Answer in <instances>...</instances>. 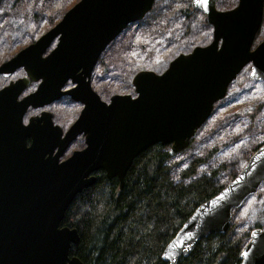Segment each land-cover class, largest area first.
<instances>
[{
	"label": "water",
	"instance_id": "1",
	"mask_svg": "<svg viewBox=\"0 0 264 264\" xmlns=\"http://www.w3.org/2000/svg\"><path fill=\"white\" fill-rule=\"evenodd\" d=\"M154 3L80 0L0 65V78L25 73L0 89V264H84L71 256L80 242L77 230L61 224L75 198L97 183L94 174L117 179L122 190L134 160L150 148L167 147L172 157L188 150L247 66L251 81L264 82V40L257 42L264 0H238L224 11L218 0H191L212 29L210 43L179 54L161 74L137 72L134 95L103 101L92 86L99 60ZM31 84H38L36 90L24 95ZM65 97L82 105L65 135L48 111L24 123L30 109ZM79 137L84 148L64 158ZM263 185L264 144L218 195L193 212L166 246L163 261L178 264L199 241L227 234L233 212ZM241 264H264V229L251 233Z\"/></svg>",
	"mask_w": 264,
	"mask_h": 264
},
{
	"label": "trees",
	"instance_id": "2",
	"mask_svg": "<svg viewBox=\"0 0 264 264\" xmlns=\"http://www.w3.org/2000/svg\"><path fill=\"white\" fill-rule=\"evenodd\" d=\"M162 1L155 0L152 11L146 17L149 23H155L156 15H159L160 8L162 10L163 7ZM187 1L188 5L183 10L186 22L191 20V14L194 13L191 0ZM222 3V0H218L219 9L226 7ZM203 26L208 38L200 44L208 42L211 35V28L205 22ZM131 28L132 26L121 38ZM263 31L264 18L258 36ZM147 36L149 40L156 39V36ZM190 44H193L190 48H194L195 43ZM184 51L188 50H177V54ZM103 56L95 69L96 78L107 74L111 69L109 64H105ZM134 73L132 69L125 77L124 82H127L129 88ZM115 74L114 71L111 76ZM263 108L264 103L245 106L235 116L247 119L248 122L261 123V120L264 121ZM244 138L245 136L228 138L232 144H244L237 155L229 160H222L206 173H200V168L218 150L216 146L211 153L194 159L180 173L179 181L173 177L169 149L160 145L150 148L134 160L122 190L117 179L108 180L104 172L94 174L98 179L97 183L75 198L61 224L62 227L76 229L80 237L79 245L72 248L71 256L77 257L84 264H168L162 259L166 246L193 212L226 186L220 183L221 175H231L230 180H233L238 175L237 170L239 173L255 151L264 144V140L255 145L245 144ZM195 140L196 137L192 143ZM235 167L238 168L234 171ZM261 212L248 217L247 232L236 231L239 224L235 223L237 211H234L231 230L227 234H214L199 241L191 255L181 258L178 264H241V254L251 232L263 228L264 212Z\"/></svg>",
	"mask_w": 264,
	"mask_h": 264
},
{
	"label": "rangeland",
	"instance_id": "3",
	"mask_svg": "<svg viewBox=\"0 0 264 264\" xmlns=\"http://www.w3.org/2000/svg\"><path fill=\"white\" fill-rule=\"evenodd\" d=\"M78 1L1 0L0 65L52 29ZM172 1V3L171 0L161 2V7L162 5L163 7L162 10L160 8L159 15H156L155 23H149V20L144 18L139 23L133 24L130 32L123 38L119 37L109 46L103 54L104 56L102 55L105 64H109L111 69L107 71V74H102L97 78L95 71L92 86L103 101L108 102L113 95H134L133 87L129 88L127 82H124L130 70L134 69V74L139 71H153L161 74L167 69L169 63L180 54H177V50L187 49L188 51L181 53L187 54L192 50V47L190 48V45H193L190 44L192 42L195 43L194 47L205 46L210 43L211 35L208 42L200 44L208 38L203 26V23H206L205 16L196 11L191 14V20L186 22L183 10L186 9L188 1ZM222 2L226 6L222 9L230 10L237 5L238 0H222ZM210 32L212 33V29ZM147 35L156 36V39L149 40ZM263 40L264 31L258 36L257 42ZM114 71L116 74L111 76ZM249 74L250 66H247L230 85L226 97L216 105L212 117L197 132L196 140L190 148L172 157L170 164L176 181H179L180 173L188 168L194 159L211 153L216 146L218 150L214 154L212 153L214 156L209 157L207 164L200 168V173H206L210 168L216 167L222 160H229L237 155L244 144L241 145L239 142L237 144L230 143L228 141L230 136H245L243 142L249 145L258 144L264 140L263 120H261V123H255L235 116L236 112L245 106H258L264 103V82L251 81ZM23 76L24 72L20 70L8 79L0 78V88ZM36 87V84L32 85L24 94L33 92ZM70 87L71 84L67 88ZM263 109L262 114L264 113ZM45 110L51 112L55 123L66 130L78 118L82 105L66 97L45 108ZM40 111L42 110H29L25 117V123ZM227 117H231V119L226 120ZM222 119L224 120L221 121ZM84 145V138L79 137L70 146L64 158L68 157L73 151L83 149ZM237 168H233L234 171ZM236 173L238 174V170ZM230 178L231 175L224 173L221 175L220 183L227 185L231 181ZM263 207L264 185L257 195L249 198L242 208L237 210L235 223H238L239 227L236 231L248 232V217L256 216L260 211L264 212Z\"/></svg>",
	"mask_w": 264,
	"mask_h": 264
},
{
	"label": "snow or ice",
	"instance_id": "4",
	"mask_svg": "<svg viewBox=\"0 0 264 264\" xmlns=\"http://www.w3.org/2000/svg\"><path fill=\"white\" fill-rule=\"evenodd\" d=\"M201 2H204V3H206V0H201Z\"/></svg>",
	"mask_w": 264,
	"mask_h": 264
},
{
	"label": "flooded vegetation",
	"instance_id": "5",
	"mask_svg": "<svg viewBox=\"0 0 264 264\" xmlns=\"http://www.w3.org/2000/svg\"><path fill=\"white\" fill-rule=\"evenodd\" d=\"M53 120H54V116H53ZM54 123H55V121H54ZM55 125H57L56 123H55ZM71 257V256H70Z\"/></svg>",
	"mask_w": 264,
	"mask_h": 264
}]
</instances>
